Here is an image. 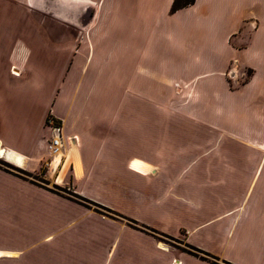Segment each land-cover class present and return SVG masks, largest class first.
Here are the masks:
<instances>
[{"label": "crops", "instance_id": "1", "mask_svg": "<svg viewBox=\"0 0 264 264\" xmlns=\"http://www.w3.org/2000/svg\"><path fill=\"white\" fill-rule=\"evenodd\" d=\"M60 1L71 4L68 14L55 10ZM172 2L0 0V147L23 160L24 167L6 161L19 169L51 157L76 180L95 184L106 180L108 192L112 186L108 181H122L123 197L135 201L148 181H166L155 202L186 213L185 221L172 226L185 229L191 244L201 243L204 252L233 264H264V110L248 104V110L235 115L250 118L253 124L239 125L231 118L226 110L232 106L231 97L250 83L247 80L230 92L227 65L190 79L194 68L184 51L171 49L172 55H180L156 60L147 38ZM201 2L205 0H195L173 15L185 14ZM219 2L234 8L238 27L245 28L246 23L256 27V33L226 34L224 47H243L235 42L241 39L250 47L256 36L264 40V0ZM255 19L262 20L260 26ZM239 66L256 68L251 62ZM165 68L174 74L167 75ZM99 79L111 88L107 86L98 101ZM114 79H126L129 85L169 79L170 116L186 115L188 122L147 124L145 112L133 110L132 122L116 123ZM92 83L95 87L82 90ZM186 87L181 99L186 103H179ZM122 95L128 101L147 98L142 91ZM208 96L215 98V105L207 104ZM128 105L126 109L131 102ZM49 115L62 129L61 146L55 152L49 148ZM149 132L159 137L155 145ZM8 253L2 251L0 256L11 258Z\"/></svg>", "mask_w": 264, "mask_h": 264}, {"label": "rangeland", "instance_id": "2", "mask_svg": "<svg viewBox=\"0 0 264 264\" xmlns=\"http://www.w3.org/2000/svg\"><path fill=\"white\" fill-rule=\"evenodd\" d=\"M153 3L158 6V2ZM171 5L166 14L157 17L147 38L156 60L160 56L174 59L175 54L180 55L177 52L172 55L171 49L184 51L189 56L190 67L194 68L190 79L204 71H216L219 65H227L225 74L230 92H236L238 85L247 80L250 86L245 91L236 92L231 97L232 106L226 110L239 125L253 124L250 118L235 119V115L248 110V104L264 110V40L256 36L250 47L244 39L235 40L243 45L235 50L224 47L223 41L230 32L256 33V27H250V23L244 24L245 28L238 27L234 8L224 7L219 0H205L179 16L173 15ZM55 6L56 11L68 14L71 4L60 1ZM83 11L89 13L90 10L84 6ZM253 22L260 26L262 20ZM70 53L74 52H68V55ZM173 59L169 62H174ZM242 62L255 64V70L248 66L242 70L239 66ZM163 72L174 74L169 68ZM241 73L244 78L238 79ZM128 83L126 79H114L113 82L116 123L132 122L129 119H132L133 110L145 112L144 122L147 124L188 122L186 115L170 116L169 79L157 84ZM93 85L87 84L82 90ZM95 85L100 92L99 101L101 93L111 85L104 83V79H99ZM124 91L146 92V103L139 98L123 100ZM187 92L186 87L179 94V103H186L181 99ZM129 102L131 105L126 109ZM176 102L174 100V106ZM207 104L215 105V98L208 96ZM179 106L186 107L185 104ZM161 111L162 115L159 114ZM49 117L52 116L47 119ZM54 121L58 123L56 119ZM148 137L154 145L159 140L153 132H149ZM6 161L0 158V252H9L12 257L0 256V264H233L204 252L201 243L191 244L185 229L172 226L185 221L186 213L155 202L157 192L163 190L161 187L166 181H148L138 191L135 201L123 197L122 190H119L122 181H108L112 185L108 192L106 180H98L96 184L76 180L72 171L63 169L59 161L53 162L51 157L28 165L25 170ZM179 189L178 186L175 192ZM110 207L125 210L115 211Z\"/></svg>", "mask_w": 264, "mask_h": 264}, {"label": "built area", "instance_id": "3", "mask_svg": "<svg viewBox=\"0 0 264 264\" xmlns=\"http://www.w3.org/2000/svg\"><path fill=\"white\" fill-rule=\"evenodd\" d=\"M46 125L51 133L49 148L55 152L61 146L62 129L60 124L56 123L52 117L47 119Z\"/></svg>", "mask_w": 264, "mask_h": 264}, {"label": "bare ground", "instance_id": "4", "mask_svg": "<svg viewBox=\"0 0 264 264\" xmlns=\"http://www.w3.org/2000/svg\"><path fill=\"white\" fill-rule=\"evenodd\" d=\"M0 158L5 159L7 161H10L11 163H13L14 165H17L19 167H24L23 160L20 157H18L16 155H12L11 153L4 151L1 147H0Z\"/></svg>", "mask_w": 264, "mask_h": 264}, {"label": "trees", "instance_id": "5", "mask_svg": "<svg viewBox=\"0 0 264 264\" xmlns=\"http://www.w3.org/2000/svg\"><path fill=\"white\" fill-rule=\"evenodd\" d=\"M195 0H173L171 5V12H176L180 9L186 8L194 3Z\"/></svg>", "mask_w": 264, "mask_h": 264}]
</instances>
